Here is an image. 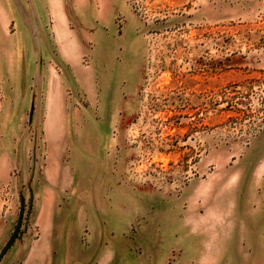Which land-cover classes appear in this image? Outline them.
Listing matches in <instances>:
<instances>
[{
	"label": "rangeland",
	"instance_id": "rangeland-1",
	"mask_svg": "<svg viewBox=\"0 0 264 264\" xmlns=\"http://www.w3.org/2000/svg\"><path fill=\"white\" fill-rule=\"evenodd\" d=\"M66 1L55 6L65 20L60 41L56 24L61 23L53 14L46 19L40 3L44 36L29 33L15 10L11 32L0 24V161L3 151L14 160L0 185V252L14 230L22 198L21 237L15 240L27 252L43 237L28 224L35 220L28 205L52 140L64 144L60 174L69 175L66 192L78 197L95 189L106 192L109 210L140 191L154 192L162 218L165 199L179 198L199 182L217 183L232 172H238L239 181H251L263 168L264 68L258 60L264 54V11L224 18L225 0ZM213 1L219 4L214 7ZM54 70L62 78L65 111V132L57 135L46 132L56 117L43 115ZM40 101L42 114L37 115L31 106ZM258 208L254 202L250 217L236 223L227 241L232 256V250L250 254L238 264H263L264 240L257 238L264 229V209ZM238 210L242 220L243 209ZM61 232L66 240L55 245L54 264H81L85 254L74 244L75 232ZM124 235L127 240L118 238L115 244L127 242L137 255L129 258L122 251L121 264H177L179 243L192 246L178 236L168 240L133 228ZM89 237L87 229L79 232L82 245Z\"/></svg>",
	"mask_w": 264,
	"mask_h": 264
},
{
	"label": "crops",
	"instance_id": "crops-1",
	"mask_svg": "<svg viewBox=\"0 0 264 264\" xmlns=\"http://www.w3.org/2000/svg\"><path fill=\"white\" fill-rule=\"evenodd\" d=\"M213 2L214 7L219 4ZM38 3L46 6V19L53 14L57 22L61 23L56 24V38L59 39L58 41L62 40L61 29L65 20L63 21L64 18L61 17L60 9L55 6H65L66 0H0V24L11 32V23L16 20V17L18 18L13 14L15 10L29 33H34L39 37L44 36L43 29L38 22L45 18L40 15ZM222 8L224 18L238 16L247 18L259 16L260 10L264 11V2L261 0H225ZM13 31L14 34L17 32L16 29ZM3 33H7L6 30ZM39 53V58H41L39 63H43L41 49ZM77 56L78 54L74 53V60ZM263 58L264 54L258 60L260 68H264ZM57 67L64 72L66 77L65 68L60 64H57ZM41 68H43L42 64ZM61 79L57 70L51 73L47 81V93L49 94L45 102L43 101L45 104L43 115L56 117L49 125L47 124L46 132L55 133V135L65 132ZM54 89L56 95L51 96V90ZM42 108L41 101L31 106L33 111L38 110L37 115L42 114ZM61 117L62 121H59ZM48 148L51 149L48 153V162L41 177L34 176V186L28 208L30 213L35 214V220L28 224H34L39 228L43 237L31 244L27 252L24 251V245L15 240L1 258L0 264H54L59 255V250L55 249V245H59V241L66 240L65 235L63 234L64 237L61 238L62 232L60 234L59 232L67 230L75 232L71 235L75 238L74 244L76 243L85 254L83 255L85 258L80 260L81 264H121L125 261L122 258V251L125 256L129 254V258L137 255L135 251L130 252L129 247L126 246L127 242L124 245L115 244L118 238L127 240L124 234H127L130 228L140 234L143 232L164 234L168 240L178 236L188 244H192V246L184 245L181 248L179 243L178 248L180 247L181 252L177 264H230L234 262L238 264L237 260H245L243 256L245 258L250 256L248 253L244 255L243 250L242 253L237 254L232 250V256L227 241L234 235L236 223H245L244 217H250L254 202L264 209L262 205L264 203V164L262 170L258 169L253 174L251 181L249 178L239 181L238 172H232L229 173L228 178L222 177L220 182H199L198 187L187 193L184 190L179 198L171 196L165 199L167 206L164 208L162 218L161 212L155 209L157 200L154 198V192L148 191V194H145L147 192L142 191L145 193L140 194V191L131 200L116 202V206L111 210L108 208L110 205L106 192L98 194L95 189V192L81 197L69 191L66 192L70 184L69 175L68 173L60 174L61 169L64 168L60 163L64 144L52 140ZM13 149L12 147L11 150ZM3 153L0 161V185H3V181L6 180L2 179V174L7 177L14 165L12 155H8V151H3ZM91 184L95 186V183ZM238 209H243L242 212L246 215L240 216L242 220L237 219L236 210ZM261 223L264 225V215ZM83 229H87L90 234L89 242L85 245H82L79 240V232ZM2 237L3 234L0 232V240ZM257 239L264 240V229ZM21 240H24V235ZM109 240H113V245L108 243ZM261 263L264 264V260Z\"/></svg>",
	"mask_w": 264,
	"mask_h": 264
},
{
	"label": "water",
	"instance_id": "water-1",
	"mask_svg": "<svg viewBox=\"0 0 264 264\" xmlns=\"http://www.w3.org/2000/svg\"><path fill=\"white\" fill-rule=\"evenodd\" d=\"M24 198L21 199V204H20V207H19V215H18V220L17 222L15 223V227H14V230L9 238V240H7L5 246L2 248L1 252H0V260L1 258H3V256L6 254V252L8 251V249L10 248L13 240L17 239V238H20L21 237V231H20V228H21V222H23V212H24ZM28 208H29V205H28Z\"/></svg>",
	"mask_w": 264,
	"mask_h": 264
},
{
	"label": "built area",
	"instance_id": "built-area-1",
	"mask_svg": "<svg viewBox=\"0 0 264 264\" xmlns=\"http://www.w3.org/2000/svg\"><path fill=\"white\" fill-rule=\"evenodd\" d=\"M262 2H264V0H261Z\"/></svg>",
	"mask_w": 264,
	"mask_h": 264
}]
</instances>
